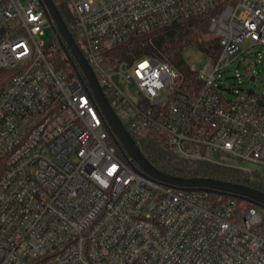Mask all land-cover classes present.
I'll return each instance as SVG.
<instances>
[{
	"label": "built area",
	"instance_id": "2783aa9c",
	"mask_svg": "<svg viewBox=\"0 0 264 264\" xmlns=\"http://www.w3.org/2000/svg\"><path fill=\"white\" fill-rule=\"evenodd\" d=\"M61 3L130 134H166L169 151L182 158L264 182V170L243 166L264 168V96L227 100L217 84L246 41L264 46V0H232L213 17L205 40L218 41L220 52L207 55L197 93L181 88L168 63L113 66L107 54L134 36L216 10L220 0ZM49 25L42 0H0V264H264V208L240 210L237 196L135 171L110 143L82 70L50 61L62 43L58 34L47 46L41 40Z\"/></svg>",
	"mask_w": 264,
	"mask_h": 264
},
{
	"label": "trees",
	"instance_id": "16d2710c",
	"mask_svg": "<svg viewBox=\"0 0 264 264\" xmlns=\"http://www.w3.org/2000/svg\"><path fill=\"white\" fill-rule=\"evenodd\" d=\"M53 1L66 21L76 43L81 47L79 34L71 28L64 9L65 6L61 3V0ZM231 1L220 0V6L216 10L206 11L187 20L174 21L145 34L134 36L109 51L107 62L113 66H119L120 64L131 65L142 59L151 58L168 63L180 73L181 88L187 92L197 93L203 85V80L200 78V74L190 67L184 58V52L186 49L194 47L211 57H216L219 54V42H207L205 37L210 33L213 17L221 11L223 8L221 6ZM54 30L59 36L58 39L63 43H60L61 46H58V50L50 57V61L60 68H68L69 64L73 66L75 60L72 56H69L70 50L68 46L64 43L56 28ZM82 52L86 55L83 50ZM74 67L80 71L78 65ZM80 72L82 73V71ZM104 93L112 104L110 95L106 90H104ZM131 135L148 161L156 169L167 175L185 179L209 178L221 180L245 185L264 192V182L261 178L252 180L243 171L201 160L185 159L172 153L167 146L166 134L148 132L143 136ZM110 143L118 148V152H120L123 159L129 158L123 147H120L112 136L110 137ZM237 203L239 209L244 211L255 206L253 202L239 197H237Z\"/></svg>",
	"mask_w": 264,
	"mask_h": 264
},
{
	"label": "water",
	"instance_id": "95a60500",
	"mask_svg": "<svg viewBox=\"0 0 264 264\" xmlns=\"http://www.w3.org/2000/svg\"><path fill=\"white\" fill-rule=\"evenodd\" d=\"M42 2L51 16V25L56 28L64 43L68 46L69 56H72L75 60L74 65L79 66L87 79L91 92L104 116L105 123L111 130L112 137L120 147H123L129 156V163L135 171L169 186L183 189H210L246 199L256 206L264 208V192L251 187L209 178L185 179L174 177L156 169L143 155L134 138L118 117L55 2L53 0H42ZM255 79L254 76L251 77L252 82Z\"/></svg>",
	"mask_w": 264,
	"mask_h": 264
},
{
	"label": "rangeland",
	"instance_id": "374dc122",
	"mask_svg": "<svg viewBox=\"0 0 264 264\" xmlns=\"http://www.w3.org/2000/svg\"><path fill=\"white\" fill-rule=\"evenodd\" d=\"M70 21L73 22V16L71 15ZM55 35L54 28L49 25L44 29V36L41 40L44 41L47 46L52 42ZM208 39L210 40L211 38L207 37V40ZM241 50L244 51V53H242L225 72L220 73V75L217 76V84L222 87L221 94L227 100H237L241 96L247 95L251 92L264 96V46L253 45L250 41H246L242 45ZM184 58L190 67L197 71L201 76L204 74L211 61L206 54L194 47L185 50ZM253 76L256 78L254 82L251 81V77ZM117 84L127 91L134 102L137 101V98L130 93V86H128L126 82L118 81ZM118 153L120 155V152ZM209 157L220 163L230 162L229 158L213 152L209 154ZM243 166L261 172L264 170V168H260L252 163H245Z\"/></svg>",
	"mask_w": 264,
	"mask_h": 264
}]
</instances>
